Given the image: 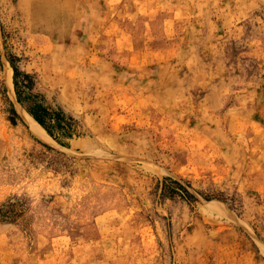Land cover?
<instances>
[{
  "label": "rangeland",
  "instance_id": "374dc122",
  "mask_svg": "<svg viewBox=\"0 0 264 264\" xmlns=\"http://www.w3.org/2000/svg\"><path fill=\"white\" fill-rule=\"evenodd\" d=\"M0 264H264V0H0Z\"/></svg>",
  "mask_w": 264,
  "mask_h": 264
},
{
  "label": "trees",
  "instance_id": "16d2710c",
  "mask_svg": "<svg viewBox=\"0 0 264 264\" xmlns=\"http://www.w3.org/2000/svg\"><path fill=\"white\" fill-rule=\"evenodd\" d=\"M9 62H10V65H11L13 71L16 73L17 72L16 66L14 65V63L11 60H9ZM16 99L19 103H22V100L20 99V97L18 96L17 93H16ZM25 110L48 132V134L53 136L51 130L46 126L45 117L41 113L39 114V113L33 112L29 108H25ZM12 112L15 113V110L13 108H12ZM42 112H46V110L43 109ZM176 184L178 185L179 189H181V194H179V195H181L182 197H185L187 199H194L193 195L189 191H187V189H185L178 182H176Z\"/></svg>",
  "mask_w": 264,
  "mask_h": 264
},
{
  "label": "bare ground",
  "instance_id": "6f19581e",
  "mask_svg": "<svg viewBox=\"0 0 264 264\" xmlns=\"http://www.w3.org/2000/svg\"><path fill=\"white\" fill-rule=\"evenodd\" d=\"M52 15H53V14H52ZM54 18H55V17H53V19H54ZM53 19H52V20H53ZM45 22H46V19H45ZM38 23H39V22H38ZM46 26H47V25H46Z\"/></svg>",
  "mask_w": 264,
  "mask_h": 264
}]
</instances>
